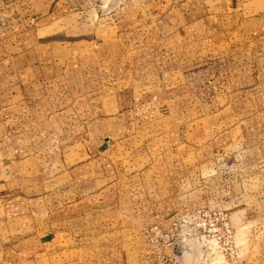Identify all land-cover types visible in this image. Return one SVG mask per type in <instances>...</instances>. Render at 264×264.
I'll use <instances>...</instances> for the list:
<instances>
[{"label":"crops","instance_id":"obj_1","mask_svg":"<svg viewBox=\"0 0 264 264\" xmlns=\"http://www.w3.org/2000/svg\"><path fill=\"white\" fill-rule=\"evenodd\" d=\"M57 2L0 0V163L34 167L55 159L57 180L67 181L58 191L4 201L6 214L21 221L15 230L26 232L13 243L19 258L41 254L42 235L56 225L113 208L121 212L122 197L137 224L161 227L181 210L219 209L218 202L204 204L207 177L222 183L221 197L243 224L264 218V0H135L153 30V46L113 19L100 24L92 8L61 13ZM179 88L188 99L178 100ZM92 94L106 114L116 109L110 98L129 95L131 130L118 116L102 118L98 130H83L95 116ZM169 101H175L172 119L186 124L167 125L162 106ZM235 131L254 145L248 175L222 174V162L212 163L211 135L227 132L229 139ZM83 135L107 140V157L134 154L125 166L111 164L107 171L119 176V188L100 190L108 178H96L90 169L82 174L92 165L81 159ZM99 198L106 206L98 207Z\"/></svg>","mask_w":264,"mask_h":264},{"label":"rangeland","instance_id":"obj_2","mask_svg":"<svg viewBox=\"0 0 264 264\" xmlns=\"http://www.w3.org/2000/svg\"><path fill=\"white\" fill-rule=\"evenodd\" d=\"M50 1L53 4V0ZM55 1H58L55 6L61 13L86 11L92 8L102 18L100 24L105 25L106 19H113V23L119 25L122 31L134 33L142 43L150 44L151 46L155 44L156 38L153 36V30L149 22L144 18L145 10L135 0ZM39 13H42V10H39ZM126 25L129 28H126ZM61 37L64 38L63 35ZM234 39L238 40V38ZM65 41H68V39ZM157 42L158 44H163L160 40H157ZM221 42L224 44L223 39ZM164 44L169 46L171 43ZM225 44L228 47V43L226 42ZM175 79L174 77L173 81ZM171 89L162 88L167 93ZM177 93L180 96L178 98L179 101L188 99V96L183 94L186 93L183 88H179ZM97 94L91 95L95 116H92L88 122H84L83 130H98L101 127L102 118L108 116H118L120 118L119 122L124 125L125 130H131V117H129L130 114L127 111L131 97L129 95L124 97L117 96V101L113 100L115 96L110 98V101L114 102L116 109L114 112L106 114L102 102L99 103L97 100ZM189 100L191 101L189 108H191L193 102L191 98ZM174 105L175 101H169V107L166 104V108L162 106L164 112L170 116L167 119V125H170L171 121L173 123L186 124V120L176 119L178 120L176 122L172 119L171 116L174 111L171 109L175 107ZM182 110L186 112L185 107H182ZM182 110L180 111L182 112ZM91 113H93L92 110ZM94 119V124H89ZM194 125V121L191 122V118H187V126L191 128ZM239 129L240 127L237 126V130ZM223 133L225 134L222 136L220 133L211 135L216 139V154L213 157L214 160L212 159V163H216L217 160L222 162V174L238 170L239 172L237 171L236 174L248 175V171H250L253 164L250 152L254 146L249 141V135H241L240 132L235 131L231 138L228 139L227 132ZM83 137L86 138V141L82 146L81 159L90 162L89 164L92 165L87 169H82V174L88 175L87 171L90 169L96 178L100 179V176L108 178L105 182H99L98 189L100 190H106L108 185L114 186V189L116 187L119 188L117 185L119 176L116 177L114 175L111 178L107 171L110 169L111 164L117 170L125 162H131L134 154L131 155L132 152L129 154L127 150H124L112 153L107 157L104 145L107 140L102 139V137H96L91 140L85 135ZM220 137L226 143L222 142ZM107 143L109 144V142ZM61 159H63V156ZM105 161H107L108 165H103ZM52 162L46 161L47 165L42 166L41 163L34 167L32 165H18L12 162L0 163V264H119L121 259H124L128 264H264V218L259 220L254 218V220H251L250 218L248 223L243 224L240 215L234 213V206L232 207L227 202L228 198L221 197L222 183L213 181L212 177H207L209 183L206 182L202 189L204 204L206 207L208 205L212 207L218 202V206L221 207L219 209L204 208V206L201 208L200 206L181 210V214L171 221L167 227H161L157 224H137L135 215L130 210L126 200L121 196V207L126 209H122L119 212L118 208H113L108 212L94 213L84 219H72L56 225L52 229L53 231L51 230V232H46L42 235L39 245L41 254L31 258H19L14 252L13 243L26 232L15 230L21 225V221L18 219L14 220L10 215L6 214L4 201L17 194L37 196L42 195L43 192L61 190V186L67 184V181L64 179L57 180L58 167L52 166ZM42 172L50 173V175L44 177ZM44 178L46 181L42 182ZM131 180L133 181L134 179ZM85 184L81 183L80 185L83 187ZM200 197L198 196L199 199ZM103 199L99 198L98 207L106 206L107 202H104ZM54 203L56 204L57 200ZM37 208H39V203ZM201 209L208 210L211 213L220 211L224 214L225 222L228 223L233 232V243L230 246H226L225 237L217 229L214 231L203 230L201 227L193 229L195 228L193 216ZM186 213L191 216V224H186V227L192 226L191 232H188L187 235L184 233L185 227L183 226L178 228V230L171 229L173 222ZM24 218L22 221H24ZM39 219L37 221H41ZM153 227L162 230V235H157L153 239L152 235L147 231ZM211 238H215L218 249H213L210 245L208 240ZM182 250L184 251L182 252Z\"/></svg>","mask_w":264,"mask_h":264},{"label":"built area","instance_id":"obj_3","mask_svg":"<svg viewBox=\"0 0 264 264\" xmlns=\"http://www.w3.org/2000/svg\"><path fill=\"white\" fill-rule=\"evenodd\" d=\"M189 214H183L181 217H179L175 222H173V227L171 228L172 230H178L180 227H185V235L187 233L191 232L192 226L191 227H186V224L189 223L191 224V219H190ZM194 220V225L195 228L193 229H199L201 227L203 230L207 231H214L218 230L224 237H225V244L226 246H230L233 243V232L231 228L228 226V223L225 222V216L222 214L220 211L211 213L208 210H198V212L193 216ZM220 224V225H219ZM214 228V229H213ZM222 229V230H221ZM148 233L152 235V238H156L157 235H162V230H160L157 227L149 228ZM210 242V245L213 247V249H218L217 248V242L215 238H211L208 240ZM184 250H182L183 252Z\"/></svg>","mask_w":264,"mask_h":264}]
</instances>
